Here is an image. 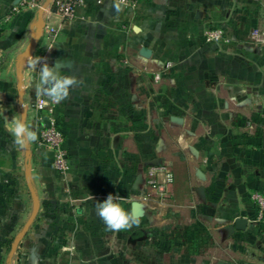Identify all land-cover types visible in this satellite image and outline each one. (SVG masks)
<instances>
[{
  "label": "crops",
  "instance_id": "crops-1",
  "mask_svg": "<svg viewBox=\"0 0 264 264\" xmlns=\"http://www.w3.org/2000/svg\"><path fill=\"white\" fill-rule=\"evenodd\" d=\"M17 1L0 0V264L8 242H13L18 228L30 218L6 206L3 190L15 185L20 192L14 205L29 198L33 207L37 196L39 210L4 264H195L173 255V234L164 242L166 234L160 231V241H151L157 238L147 231L152 217L140 212L137 225L110 230L97 214L96 205L108 194H118L119 203L132 213V204L138 199L140 186L131 182L124 161L128 146L124 138L128 137L123 130L122 135H115L114 124L124 122L125 107H139L140 92H144L140 78L145 75L147 59L173 58L171 53L157 52L159 47L173 45V29L201 27L211 14L222 20L231 5L229 0H141L136 13L112 0L101 4L87 0L77 17L67 22L48 13L51 0H40L34 8L18 6L15 12ZM253 14L246 22L263 27L264 20ZM61 78L73 81L66 95ZM47 80L53 82L49 94L41 91ZM20 90L26 124L37 98L47 97L55 103L69 153L66 179L50 181L46 174L34 181L27 163L33 150L41 158L43 172L54 174L51 155L38 144L23 141L25 178L22 184L17 180L21 149L10 129L21 117ZM116 150L121 160L118 153L115 158ZM183 160L186 177L173 186V225L180 228L193 220L192 229L196 226L204 239L210 218L199 176L206 165L195 163L189 156ZM45 205L48 211L43 209ZM198 207L206 213H194ZM217 221L212 229L219 236L225 231V215H218ZM219 260L237 264L224 257ZM201 264L210 262L207 259ZM245 264H264V258Z\"/></svg>",
  "mask_w": 264,
  "mask_h": 264
},
{
  "label": "rangeland",
  "instance_id": "rangeland-1",
  "mask_svg": "<svg viewBox=\"0 0 264 264\" xmlns=\"http://www.w3.org/2000/svg\"><path fill=\"white\" fill-rule=\"evenodd\" d=\"M253 1L229 0L231 5L222 20L211 14L201 27L174 28L173 45L157 50L171 53L173 58L147 59L145 75L140 78L144 92H140L139 107H125L124 122L114 124L115 135H122L123 130L128 137L124 138V144L128 140L124 161L128 163L131 182L140 186L134 202L140 205L138 215L141 212L142 216L152 217L147 231L157 238L151 241H160V231L166 234L164 242H169V234H173V255L194 260L195 264L207 259L210 264H217L219 257L237 264L264 258V25L256 27L246 22L253 11V16L258 13L264 20V0ZM34 106L35 103L30 107L26 127L35 138L28 141L50 153L54 174L43 172L41 158L34 149L27 162L32 179L36 181L47 174L46 179L60 181L63 178L54 169L52 153L38 143L40 123ZM54 116L58 121L56 109ZM120 144L119 140V147ZM16 145L21 149V175L17 180L22 184L23 140ZM65 148L68 155L66 145ZM117 153L121 160L119 151L114 156ZM188 156L195 163L206 165L199 176L210 218L204 239L196 226L192 229L193 220L180 228L173 225V186L186 177L182 161ZM159 168H164L161 175L156 173ZM167 174L171 182H166L165 192L160 193L158 185ZM151 180L157 184H149ZM19 192L16 185L3 190L6 206L30 216L33 207L29 198L28 202L14 205ZM35 199L39 210L37 196ZM43 209L48 211V205ZM195 210L196 214L206 213L200 207ZM221 213L226 226L224 233L217 236L212 228L217 227ZM187 217L193 219V215ZM236 218H246L249 228L229 233L227 227ZM28 221L18 228V234ZM13 242H8L2 264Z\"/></svg>",
  "mask_w": 264,
  "mask_h": 264
},
{
  "label": "built area",
  "instance_id": "built-area-1",
  "mask_svg": "<svg viewBox=\"0 0 264 264\" xmlns=\"http://www.w3.org/2000/svg\"><path fill=\"white\" fill-rule=\"evenodd\" d=\"M103 0H97V4H101ZM131 13H136L140 7L141 0H112ZM40 0H18L16 6L13 7L15 12L20 8H34L39 6ZM87 0H51V8L48 13H54L62 22L72 21L77 17L78 11L83 8ZM52 32V31H51ZM211 39V36L209 37ZM36 120L40 123L37 132L38 143L45 146L53 157V165L55 171L66 179V175L70 170L68 155L66 152L63 133L58 125V121L54 116L55 103L47 97H39L35 102ZM164 172V168L156 170L158 175ZM154 174V172H151ZM166 182H171V176L167 174L161 185H158L160 193L165 192ZM151 185L157 184L155 180L149 182Z\"/></svg>",
  "mask_w": 264,
  "mask_h": 264
},
{
  "label": "clouds",
  "instance_id": "clouds-1",
  "mask_svg": "<svg viewBox=\"0 0 264 264\" xmlns=\"http://www.w3.org/2000/svg\"><path fill=\"white\" fill-rule=\"evenodd\" d=\"M62 79V88L66 95V90L73 84V81L68 78ZM14 135L18 138V142L23 140L25 143L31 138L34 139V134H30L26 127V121L21 116L12 122L10 129ZM118 194H108L107 198L102 202H98L96 205V212L99 217L104 221L108 229H129L139 223V218L133 213L126 211L119 203Z\"/></svg>",
  "mask_w": 264,
  "mask_h": 264
},
{
  "label": "water",
  "instance_id": "water-1",
  "mask_svg": "<svg viewBox=\"0 0 264 264\" xmlns=\"http://www.w3.org/2000/svg\"><path fill=\"white\" fill-rule=\"evenodd\" d=\"M49 89H53V82L51 80H47L44 85L42 86L41 91L45 94H49ZM19 107L21 110V116L25 119L26 118V109L23 107V102H22V91H19ZM25 151H26V156L28 157V152H29V148L28 145H25ZM28 172V170L26 171ZM38 211V205L35 201L33 209H32V213L30 215L29 221L26 224V226L24 227V229L16 236V238L14 239L13 244L11 245L10 248V252H9V256L12 257V255L14 254L15 250L17 249V246L19 245L20 240L22 239V237L25 235L27 227L30 223L33 222L36 214ZM132 213L135 216H138V204L137 203H133L132 204ZM247 219L246 218H236L234 220L233 225L228 226L227 230L229 233H233L234 231H244L247 227ZM217 264H232V263H227L224 261H218Z\"/></svg>",
  "mask_w": 264,
  "mask_h": 264
}]
</instances>
